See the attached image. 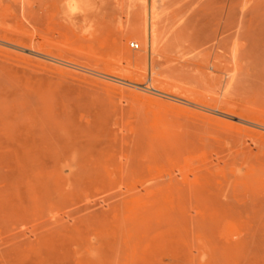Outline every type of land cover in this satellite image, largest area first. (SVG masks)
<instances>
[{
	"label": "rangeland",
	"instance_id": "obj_1",
	"mask_svg": "<svg viewBox=\"0 0 264 264\" xmlns=\"http://www.w3.org/2000/svg\"><path fill=\"white\" fill-rule=\"evenodd\" d=\"M76 2L0 0V264H264V0ZM224 7L221 104L206 67ZM201 173L208 215L228 193L255 237L222 217L191 234Z\"/></svg>",
	"mask_w": 264,
	"mask_h": 264
},
{
	"label": "bare ground",
	"instance_id": "obj_2",
	"mask_svg": "<svg viewBox=\"0 0 264 264\" xmlns=\"http://www.w3.org/2000/svg\"><path fill=\"white\" fill-rule=\"evenodd\" d=\"M227 2H229V1H227ZM227 2H226V4H227ZM226 4H223V2L221 3V5H226ZM222 7L223 6H221L220 8H222ZM230 10H231L230 7L229 8L226 7L225 10L222 11L223 13H221L219 15L220 18H219V22H217L218 24H217V29H216L215 35L213 36L214 40L212 41L211 46H210V48H211L210 52L211 53H209V57L207 58V67H206L208 78L212 81L211 83H213V85L218 86V88H217V90L219 89L218 92L220 91L219 96H216L217 98L214 100V102L221 103V104H224L225 102H227L228 97L230 98L229 95H230V90L232 89L231 85L233 82L232 71H230L229 68L224 66V65L221 66L222 57H223L222 49L224 47L225 40H226L225 31H226V25H227ZM220 12H221V9H220ZM125 54L129 60H132L134 57L133 54H130L127 52ZM214 93H216V92L214 91ZM211 101H213V100H211ZM228 103H229V101H228ZM202 110H203L205 115H207L209 117H213L215 119H219L221 121L222 120L223 121L237 120V122H239L240 124H243V125H247L250 127L256 126L251 121L241 120V118L234 117V116H232V114L229 115L227 112H224L223 110H220V109L203 108ZM209 185H210V180L208 179L207 176L202 175V173L199 174V176L197 178H194V180L190 182L189 187H190V194L192 197V206H191L190 216L188 219H189V227H190L191 234L198 239H200V238L201 239L202 238L211 239V238L217 237L218 235L221 234L220 232H223L221 230V228H223V226L225 224L222 223V220L227 218V219L242 220V221H240V224L243 223L242 230H240L239 233L236 231L238 233V234L236 233L238 236V238H237L238 241L240 240L242 242V240H243V242H245L246 239H249V238L252 239L253 237H255L256 233H258L257 232L258 228L256 229L255 225L257 223L259 224V220H257V223L255 224V222H254L255 217L252 216V213L249 211V209L245 208L242 210L237 205V202L234 199H232L231 197H230V199L228 198V193L225 194L226 196L224 194H221V195L225 196V197L222 196L224 199L223 206L219 205V207H221V209L219 210L221 215L218 214L219 216H215L216 213H218V212H215V214L213 213V216L208 215V213L205 211L207 209V207H209L208 203H207L208 204L207 207H205V204H206L205 199L208 198V196L205 193H206L207 187ZM217 185H219V184H217ZM228 186L232 189V184L231 185L229 184ZM178 187H179V185H178ZM210 187H212V186H210ZM226 188H227V186H226ZM223 192H221V193H223ZM204 197H205V199H204ZM225 198H228V199H225ZM210 205H211V203H210ZM213 209H215V208H212V210ZM255 213H256V211H255ZM254 216H255V214H254ZM220 217H222L223 219H221ZM253 224H255V225H253ZM228 236H229V234L227 235V237ZM215 239H217V238H215ZM217 242H218V239H217ZM219 243H220V240H219ZM234 249H235V247H234Z\"/></svg>",
	"mask_w": 264,
	"mask_h": 264
},
{
	"label": "clouds",
	"instance_id": "obj_3",
	"mask_svg": "<svg viewBox=\"0 0 264 264\" xmlns=\"http://www.w3.org/2000/svg\"><path fill=\"white\" fill-rule=\"evenodd\" d=\"M66 6L68 9V14L71 16H76L78 14L82 15V9L80 8L79 4L76 2V0H66ZM82 25H87L83 29L84 35H87L88 32L91 30V25L88 24L87 20H81Z\"/></svg>",
	"mask_w": 264,
	"mask_h": 264
},
{
	"label": "built area",
	"instance_id": "obj_4",
	"mask_svg": "<svg viewBox=\"0 0 264 264\" xmlns=\"http://www.w3.org/2000/svg\"><path fill=\"white\" fill-rule=\"evenodd\" d=\"M129 48L133 51H137L139 49V44L135 41H131L129 43Z\"/></svg>",
	"mask_w": 264,
	"mask_h": 264
}]
</instances>
